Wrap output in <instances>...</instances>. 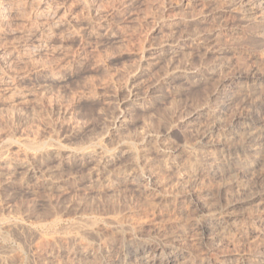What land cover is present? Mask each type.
Returning a JSON list of instances; mask_svg holds the SVG:
<instances>
[{"label":"rangeland","instance_id":"374dc122","mask_svg":"<svg viewBox=\"0 0 264 264\" xmlns=\"http://www.w3.org/2000/svg\"><path fill=\"white\" fill-rule=\"evenodd\" d=\"M241 1L0 0V264H264V36ZM222 100L210 136L196 111Z\"/></svg>","mask_w":264,"mask_h":264},{"label":"bare ground","instance_id":"6f19581e","mask_svg":"<svg viewBox=\"0 0 264 264\" xmlns=\"http://www.w3.org/2000/svg\"><path fill=\"white\" fill-rule=\"evenodd\" d=\"M242 2V4H241V6H240V11L239 12H241V17H242V19L243 20H247V21H251L254 25H255V27L257 28V32L259 33V34H261L262 36H264V0H242L241 1ZM240 4V3H239ZM52 5V4H51ZM2 7H3V4H2ZM56 8V7H55ZM3 9V8H2ZM5 10V9H4ZM2 11V10H1ZM6 11H7V9H6ZM59 11V10H58ZM3 13H4V11H3ZM52 13V16L53 17H57V16H55V15H57V14H55V13H53V12H51ZM1 14V13H0ZM9 14V13H8ZM59 14V13H58ZM224 14V13H223ZM51 16V17H52ZM221 16V15H220ZM225 16V15H224ZM223 16V17H224ZM240 17V18H241ZM234 18V17H233ZM1 19H3V15H1V17H0V20ZM54 19V18H53ZM58 19V18H57ZM223 19V18H222ZM2 21V20H1ZM220 21V20H219ZM242 21V20H241ZM3 22V21H2ZM220 23V22H219ZM222 23V22H221ZM244 23H246V22H244ZM247 24V23H246ZM58 25V24H57ZM251 30V29H250ZM238 32V31H237ZM218 34V33H217ZM220 34V33H219ZM219 34L218 35H216L217 37H219ZM257 35V34H256ZM207 38V37H206ZM222 38V37H221ZM210 39V38H209ZM224 40V39H223ZM203 41V40H202ZM220 41V40H219ZM262 42V41H261ZM217 43H218V40H217ZM263 43V42H262ZM225 46V45H224ZM208 47V46H207ZM242 47V46H241ZM238 50V49H237ZM255 53V52H254ZM241 55V54H240ZM242 57H244V56H242ZM245 61V60H244ZM5 62V61H4ZM227 62V61H226ZM241 62V61H240ZM2 63L3 62H1L0 63V68H1V66H2ZM222 63V62H221ZM228 64V63H227ZM250 64V63H249ZM229 65V64H228ZM246 65H248V64H246ZM234 66V65H233ZM250 66V65H249ZM248 66V67H249ZM262 66V65H261ZM229 67V66H228ZM235 67V66H234ZM237 68V67H236ZM246 68V67H245ZM251 68V67H250ZM259 68V67H258ZM223 69V65H217V66H215V70H222ZM241 69V68H240ZM256 69V68H255ZM4 70V69H3ZM189 70V69H188ZM231 70V69H230ZM250 70V69H249ZM259 70H261V71H263V69H258V71ZM245 71H247L246 69L243 71H241V72H245ZM2 72V71H1ZM7 72V71H6ZM219 72V71H218ZM255 72V71H254ZM256 72H257V70H256ZM256 72H255V75H256ZM3 73V72H2ZM2 73H1V75H2ZM211 73V72H210ZM231 73H233V72H231ZM259 73V72H258ZM264 73V72H263ZM262 73V74H263ZM219 74V73H218ZM228 74V73H227ZM221 75V74H220ZM224 76V75H223ZM264 76V75H263ZM225 77V76H224ZM241 77H243V75H242V73H240V75H239V78H241ZM12 79V78H11ZM255 79V78H254ZM222 80V79H221ZM229 79H227L226 80V82L228 81ZM261 80H262V82H264V78H261ZM9 81H11V80H9ZM15 81V80H14ZM246 81V80H245ZM12 82V81H11ZM236 83H238V82H236ZM14 84V83H13ZM251 84V83H250ZM239 85V84H238ZM244 85V84H243ZM246 85H247V83H246ZM244 87V86H243ZM264 88V87H263ZM254 89V88H253ZM256 89V88H255ZM260 90H262V89H260ZM259 90V91H260ZM247 92V91H246ZM251 92V91H250ZM252 93V92H251ZM248 95V94H247ZM250 95V94H249ZM230 97V96H229ZM243 97V96H242ZM256 96H254V98H255ZM263 97V96H262ZM259 98V97H258ZM228 99V98H227ZM248 100V99H247ZM231 101V100H230ZM249 102V101H248ZM259 103V102H258ZM232 104V103H231ZM204 106V105H203ZM206 106V105H205ZM229 106V103L227 102V101H225V100H222V101H218L217 103H216V105L214 106V109H212L213 111H209V110H207V109H205L204 107L203 108H199V109H197V111H196V114L199 116V117H202V116H205V115H209L210 117H211V119H212V121L214 122L213 123V126L211 127V134H210V136H212L213 135V133H215L216 134V132H218L221 128V122H222V120L224 119V116H225V114H227L226 113V111H227V107ZM229 108V107H228ZM230 111V110H229ZM259 117V116H258ZM126 119V118H125ZM263 119V118H262ZM194 120V119H193ZM204 120V119H203ZM225 120V119H224ZM224 120H223V122H224ZM235 122V121H234ZM237 123V122H236ZM247 123V122H246ZM264 123V122H263ZM210 124V123H209ZM251 124V123H250ZM209 126V125H208ZM209 129V128H208ZM243 131V130H242ZM245 131V130H244ZM243 131V132H244ZM254 131V130H253ZM223 132V131H222ZM230 132V131H229ZM237 132V131H236ZM249 133V132H248ZM207 134V133H206ZM220 134V133H219ZM246 134V133H245ZM244 134V135H245ZM223 135H225V137L224 138H226V139H228V137H229V133L228 132H223ZM257 135V134H256ZM209 136V137H210ZM222 136V135H221ZM220 135H219V137H221ZM6 137V136H5ZM231 137H232V135H231ZM244 137V136H243ZM262 137V136H261ZM0 138H2L1 136H0ZM223 138V139H224ZM230 138V137H229ZM253 138H255V137H253ZM263 138V137H262ZM4 139V138H3ZM6 139V138H5ZM54 139V138H53ZM220 139V138H219ZM222 139V140H223ZM10 140V139H9ZM225 140V139H224ZM19 141V140H18ZM49 141V140H48ZM219 141V140H218ZM31 142V141H30ZM129 142H131V141H129ZM226 142V141H225ZM1 143V142H0ZM45 143V142H44ZM132 143V142H131ZM50 144H52V143H50ZM19 145V144H18ZM130 145V144H129ZM24 146V145H23ZM48 146V145H47ZM57 146V145H56ZM248 146V145H247ZM46 147V146H45ZM53 147V146H52ZM39 148V147H38ZM225 148V147H224ZM239 148V147H238ZM24 149V148H23ZM34 149V148H33ZM86 149V148H85ZM210 149V148H209ZM225 150V149H224ZM85 151V150H84ZM208 151V150H207ZM212 151V150H211ZM210 151V152H211ZM89 152V151H88ZM93 152V151H92ZM232 152V151H231ZM254 152V151H253ZM2 153V152H1ZM104 153V152H103ZM208 153V152H207ZM233 153V152H232ZM101 154V153H100ZM213 155H215L214 154V152H212V153H209L208 154V158H207V162L209 163V164H211V166H215V164H214V160L216 159L215 158V156H213ZM230 155V154H229ZM244 155V154H243ZM2 156V155H1ZM217 156V155H216ZM236 156V155H235ZM94 157V156H93ZM221 157V156H220ZM224 156H222V158H223ZM242 157V156H241ZM7 158V157H6ZM27 159V158H26ZM101 159V158H100ZM11 160V159H10ZM23 160V159H22ZM238 160V159H237ZM216 161H218V160H216ZM233 161V160H232ZM17 164V163H16ZM102 164V163H101ZM197 164V163H196ZM217 165V164H216ZM219 165V164H218ZM26 166V165H25ZM210 166V167H211ZM218 168V167H217ZM225 168V167H224ZM212 170H213V168H212ZM32 171V170H31ZM150 171V170H149ZM215 171H217V170H215ZM215 171L213 170V173H214V175H215ZM223 172V171H222ZM138 174V173H137ZM140 174V173H139ZM144 174V173H143ZM151 174V173H150ZM210 174V173H209ZM149 179V178H148ZM152 181V180H151ZM152 184V183H151ZM201 196V195H200ZM194 197V196H193ZM185 198V197H184ZM191 198V197H190ZM176 199V198H175ZM184 201V200H183ZM189 201V200H188ZM196 202V201H195ZM191 205V204H190ZM159 207V206H158ZM161 207V206H160ZM159 211V210H158ZM158 214V213H157ZM163 215V214H162ZM5 220H6V218H4ZM87 218H85V220H86ZM84 220V219H83ZM81 220H79V222H80ZM225 221V220H224ZM17 222V221H16ZM85 222H88V221H85ZM221 223V222H220ZM83 224H85V223H83ZM92 224V223H91ZM115 224V223H114ZM17 225H19V224H17ZM79 225V224H78ZM218 225H219V222H215V223H212V226H209V227H205V226H203L202 227V232H201V241L203 240V241H206V242H209L210 240H214V239H216V235L214 236V234H213V228H217L218 227ZM77 226V225H76ZM202 226V225H201ZM12 227V226H11ZM16 227V226H15ZM46 227V226H45ZM48 227V226H47ZM46 227V228H47ZM72 227V226H71ZM74 227V226H73ZM79 227V226H78ZM94 227V226H93ZM115 227H116V225H115ZM10 228V227H9ZM19 228V227H18ZM81 228V230L84 232V233H87V225H83V226H81L80 227ZM79 228V229H80ZM95 228V227H94ZM117 228V227H116ZM12 229V228H11ZM78 229V228H77ZM78 229V230H79ZM101 229V228H100ZM89 230H90V228H89ZM17 231V230H16ZM38 231V230H37ZM91 231V230H90ZM95 231V230H94ZM222 231V230H221ZM79 232V231H78ZM26 233V232H25ZM42 233V232H41ZM221 233V232H220ZM219 234V233H218ZM40 235V234H39ZM24 236V235H23ZM26 236V235H25ZM59 236V235H58ZM97 236V235H96ZM22 239V238H21ZM87 239V238H86ZM100 239V238H99ZM83 240V239H82ZM128 240V239H127ZM200 240V239H199ZM50 241V240H49ZM40 243H43V241H40ZM87 244V243H86ZM121 245V244H120ZM47 246V245H46ZM111 247V246H110ZM150 247H152V246H150ZM86 248V247H85ZM165 248V247H164ZM26 249V248H25ZM214 249V248H213ZM35 250V249H34ZM103 250V249H102ZM22 251V250H21ZM37 251V250H36ZM80 252V251H79ZM97 252V251H96ZM21 253V252H20ZM17 254H19V253H17ZM112 256H111V262H110V264H178V262H177V260L178 259H176V253H172V251L170 252H166L165 250H163V249H141V251H140V253L139 254H129V253H125V252H120V251H118V252H115V253H113L112 252ZM39 255V254H38ZM79 255V254H78ZM107 255V254H106ZM22 256V255H21ZM70 257V256H69ZM132 258H134L136 261L134 262V263H132V262H128L127 260L129 259H132ZM110 259V258H109ZM14 260V259H13ZM134 261V260H133ZM249 261V260H248ZM109 263V262H108ZM107 263V264H108ZM261 263V262H260ZM240 264V263H239Z\"/></svg>","mask_w":264,"mask_h":264}]
</instances>
